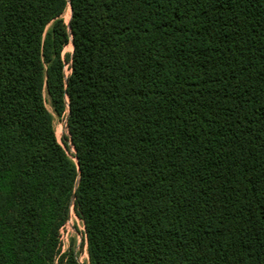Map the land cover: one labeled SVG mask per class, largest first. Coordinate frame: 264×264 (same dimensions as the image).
<instances>
[{
    "label": "trees",
    "instance_id": "obj_1",
    "mask_svg": "<svg viewBox=\"0 0 264 264\" xmlns=\"http://www.w3.org/2000/svg\"><path fill=\"white\" fill-rule=\"evenodd\" d=\"M72 207L89 264H264V0H0V264Z\"/></svg>",
    "mask_w": 264,
    "mask_h": 264
},
{
    "label": "rangeland",
    "instance_id": "obj_2",
    "mask_svg": "<svg viewBox=\"0 0 264 264\" xmlns=\"http://www.w3.org/2000/svg\"><path fill=\"white\" fill-rule=\"evenodd\" d=\"M68 9L63 15L64 21L68 24L67 18L69 17ZM73 48L72 44H69L63 51V55L72 54ZM69 64H66V74L69 73ZM45 104L47 109L53 113L50 100L48 95L45 93ZM54 126L56 131V137L58 142L67 150L69 156L76 161L73 156L75 150L73 148L72 142L69 139L68 129L66 120L58 119L54 116ZM60 245L61 253H65L68 250H72L77 258L79 264H89V254H88V240L86 236V230L84 221L77 214L74 208H71L70 217L64 227L61 229L60 233ZM57 264V263H56Z\"/></svg>",
    "mask_w": 264,
    "mask_h": 264
}]
</instances>
